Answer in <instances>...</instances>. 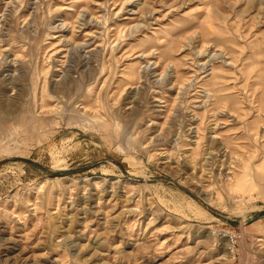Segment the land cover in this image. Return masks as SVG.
<instances>
[{
    "label": "rangeland",
    "instance_id": "374dc122",
    "mask_svg": "<svg viewBox=\"0 0 264 264\" xmlns=\"http://www.w3.org/2000/svg\"><path fill=\"white\" fill-rule=\"evenodd\" d=\"M0 264H264V0H0Z\"/></svg>",
    "mask_w": 264,
    "mask_h": 264
}]
</instances>
